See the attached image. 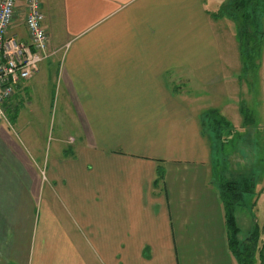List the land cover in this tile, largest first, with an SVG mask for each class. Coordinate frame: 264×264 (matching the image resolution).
Wrapping results in <instances>:
<instances>
[{
    "label": "crops",
    "instance_id": "0c3cea01",
    "mask_svg": "<svg viewBox=\"0 0 264 264\" xmlns=\"http://www.w3.org/2000/svg\"><path fill=\"white\" fill-rule=\"evenodd\" d=\"M42 10L58 53L6 112L51 75L61 131L76 135L44 148L7 143L0 125V264H239L212 174L210 111L180 96L183 81L220 74L219 10L202 0H42ZM10 35L29 42L23 14ZM238 207L246 239L253 206L251 216Z\"/></svg>",
    "mask_w": 264,
    "mask_h": 264
},
{
    "label": "rangeland",
    "instance_id": "374dc122",
    "mask_svg": "<svg viewBox=\"0 0 264 264\" xmlns=\"http://www.w3.org/2000/svg\"><path fill=\"white\" fill-rule=\"evenodd\" d=\"M202 1L213 10L211 13L220 11L226 2ZM220 20V74L207 83L183 81L180 96L192 107L210 111L203 119L210 123L205 124L210 141L218 145L220 156L212 167L218 186L228 180L253 178L252 193L245 196L238 211L247 210L251 216L253 206L252 215L259 232L258 261L254 264H264V39L261 53L244 60L237 35L238 22L228 15ZM261 24L264 34V13ZM55 87L52 76H46L38 94L23 95L15 112H8L9 121L0 122L11 137L10 141L6 139L7 143H37L45 148L48 143H54L58 135L65 141L76 135L73 131H61ZM240 158L245 162H238ZM236 224L238 226L237 220ZM237 237L239 242L245 240L240 236V228Z\"/></svg>",
    "mask_w": 264,
    "mask_h": 264
},
{
    "label": "built area",
    "instance_id": "2783aa9c",
    "mask_svg": "<svg viewBox=\"0 0 264 264\" xmlns=\"http://www.w3.org/2000/svg\"><path fill=\"white\" fill-rule=\"evenodd\" d=\"M19 1L0 0V122L8 120L6 105L16 86L33 77L44 60L58 53L48 49L50 36L43 25L42 0H24L22 10ZM21 14L30 39L28 43L10 35Z\"/></svg>",
    "mask_w": 264,
    "mask_h": 264
},
{
    "label": "trees",
    "instance_id": "16d2710c",
    "mask_svg": "<svg viewBox=\"0 0 264 264\" xmlns=\"http://www.w3.org/2000/svg\"><path fill=\"white\" fill-rule=\"evenodd\" d=\"M264 0H226L216 16H230L238 22L237 35L244 60L256 57L261 53L264 34L261 28ZM164 169L157 170L154 181L160 186L164 181ZM254 188L253 178L230 180L220 184L219 191L225 208L228 229V244L239 264H254L258 252V228L254 224L244 241L238 239L239 227L236 224L235 209L241 206L247 194ZM260 255H262L260 253Z\"/></svg>",
    "mask_w": 264,
    "mask_h": 264
}]
</instances>
